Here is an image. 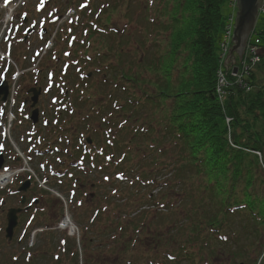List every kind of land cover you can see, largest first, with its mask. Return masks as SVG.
Here are the masks:
<instances>
[{"label": "trees", "instance_id": "16d2710c", "mask_svg": "<svg viewBox=\"0 0 264 264\" xmlns=\"http://www.w3.org/2000/svg\"><path fill=\"white\" fill-rule=\"evenodd\" d=\"M173 1L172 29L156 60L153 51L150 58L146 55L149 38L138 40L140 51L132 49L133 56L126 49L130 44L126 38L122 67L121 44L106 47L107 34L88 25L92 43L84 52L93 71L88 78L86 72L84 89L71 90L78 100L75 105L80 110L82 99L89 102L83 120L93 122L90 132L104 130L105 147L115 153L123 146L124 162L109 166L113 173L132 179L130 186L133 181L143 187L160 184L163 192L153 199L166 207L173 185L182 186L179 205L193 207L197 213L181 210L187 222L180 232L186 234L183 241L175 240V246L200 244L203 234L204 239L211 238L204 242L209 257L216 255L211 246L222 242L236 246L234 259L256 264L262 256L259 264H264V27L256 32L261 62L244 81L249 89L231 82L220 104L218 40L227 17L223 7L232 0ZM116 9L112 6L109 13ZM159 41L156 38L153 45ZM67 71L65 77H73ZM225 117L232 119L229 138L235 146L226 138ZM108 179L112 181L111 175ZM133 195L132 205L137 191ZM144 197L147 204L153 200L152 193ZM133 229L148 234L147 227ZM139 236L136 241L144 243ZM134 238L128 239L127 246H133ZM257 246L261 249L251 259L249 253Z\"/></svg>", "mask_w": 264, "mask_h": 264}, {"label": "rangeland", "instance_id": "374dc122", "mask_svg": "<svg viewBox=\"0 0 264 264\" xmlns=\"http://www.w3.org/2000/svg\"><path fill=\"white\" fill-rule=\"evenodd\" d=\"M1 1L3 0H0V4ZM79 2L86 3L87 0H50L48 4H46L45 0H43L42 3L41 0H24L23 2L17 3L18 8H16V10L14 11V13H16V17L15 19H12L14 21L11 26V33L8 34L9 37L6 38V41H13L12 35H14L16 31L15 28L17 25H20L22 17H24L25 15H27L28 22H32V19H35L36 21L39 20L38 29H47V35L45 36L44 40H40L39 38H37V41H35V43H31L29 45L21 44L17 46V44H14L11 47L12 49L8 56L12 59L11 61L14 69H18V71L21 72L22 69L26 68V71L24 72V74L19 76V79L14 84L13 93L9 101L8 107H10L12 116L14 115V119H12L13 121L10 119V113L6 114V117L3 116L0 118V147H4V150L0 149V153L4 154L5 156V165L9 167L8 170L14 169V166H17V163H15L14 155L21 153L25 160V162L24 160L22 161L21 165H23V168L25 167V169L17 176H14L5 187H0V192L2 193L4 198H0V264H23L24 261H26L24 257L27 254H31L29 264H56V255H58L59 260L62 259V263L60 264H67V252L68 254H72L73 252H75L72 257L75 260L74 264H95L94 262H96L97 259H94L93 256L98 253V255L101 257V251H98V249L93 248V246L89 245V248L92 251L89 250L86 254V243L84 244L83 238L84 241H88V238H92V245H94L97 241H101L102 235L104 236V239H107V236H109V233L112 231L113 225L111 221L107 222L109 223V229H104L105 231L108 230L105 236V232H101V230H97L94 227L97 226V222L94 223L95 221L88 217L90 216L89 214L92 211V206L96 204L95 200L100 198L97 204H100V206H102L100 202L103 196L105 194H110V192L112 194L114 191L112 187L117 186V188L125 191L123 192V197L117 196V194L114 196V198H116L118 202H121L123 206L128 207V209H135V211L147 210L146 212H148L150 216V218L148 219V224H150L151 230L149 231V234H146L145 236L142 235L144 243L138 242V244L136 245L139 249V253L130 257L128 254H126L125 260L130 259V264H151L149 260L145 259L146 255L144 254V251L153 254L152 259H150L153 262H160V260L162 259V255H165L166 253L162 252L164 248H170V250H172L173 252L175 251V249H177V252H179V248L174 247L176 245L174 243L176 239H178L177 241L184 240L186 232L184 230V232L181 233L180 228L184 227L187 222L184 221L186 220V214L181 210L186 209L187 211L193 212V215L197 213L196 211H192L194 210L193 207H182L179 205L180 201L182 200L181 195L183 193L182 191H180V188L182 187L180 184L173 185L172 190L169 191V194H171L172 197H167L169 204L166 207L162 206L161 203L153 199L154 196L160 195L163 192L160 184L157 187L155 186V184L150 187H143L138 186V184L133 182V186H129L132 179L126 178L125 180H114L113 186L111 185L107 190L109 183H107V181H103L106 174L105 172H103V170H99V167L96 165L94 168L89 165L86 170L85 177L87 181L93 183L95 186L94 188L84 190V193H82L81 195V204H78L76 202L77 197L71 198V194H69L68 190V185L62 187L57 186L56 176H50V178L47 179V184L46 182H44L43 178L47 174L50 175L51 171H72V169L70 168L66 169L67 166L64 163H60L59 160L62 159L63 156H59L58 160V158H55L56 154L53 155V153L49 150L45 151L43 157L38 154L40 158L36 156L37 154L33 155L36 151L35 148L42 146V144H44L45 147L49 146L47 142H50L51 146L55 144L59 146L60 142L58 141V135H61L60 132L63 131L62 127L64 126H62L61 128L57 127L49 130L48 127H42L38 125L40 132L36 133L35 131H33V129H31L30 123H26L25 120L22 119V117H24V114L28 110L25 106H23V108L25 109L21 110L22 108L20 106V103L22 102V99H24L27 89L30 86H33L35 80V82L41 87H44V85H48V83L45 82V77L49 78V70H51L52 68L56 71H59L60 69L64 70L67 66V69L69 68L71 70L74 79L82 75V70L78 71L76 67L78 63L73 62V60L76 59L79 61L83 59L80 53L76 55L69 53L70 57H65L64 55H62V51L65 50L70 52V50L73 49V47H69L68 42L64 38L66 37V34L67 36L69 35L70 30L72 31L74 29V32L77 31V33H80L79 31L83 30L82 22L85 17L87 18L86 14L88 12H86V10L88 6L93 7V11L97 8H101V11L103 12H101V16H104L106 13L111 12L112 6L117 7V9L114 10L115 12L110 13L111 19L105 28L108 38V46L106 47L110 48L116 43H120L121 45H123L122 49L118 48L119 51H121V55L119 56V64H122V67L125 62L124 48L126 46H124L122 41H124L126 38L130 40V44L128 45V47L126 46V49L128 48L127 51H129V54L133 56V54H131L132 49L134 51H140V49H136L138 40L143 39L144 37L149 38L150 40H148V43L150 46L146 51V55L148 58H150L153 51V59L156 60V57L158 55L157 52L165 50V46L167 44L164 43L169 37V32L172 29L170 22L173 23V20H171L172 13L170 12V10H173L175 6L173 0H90L89 5L85 8L86 10L83 14V18L79 19L77 22L75 17L80 18L81 16L77 8ZM72 7H74L75 9L74 12ZM53 9H56L57 14L61 16L65 14L60 18L57 24H53V22L47 21V19L50 18L48 13ZM232 11L234 16L236 17L237 9L230 8L228 4L224 5L223 14H225V16H227ZM157 14L159 15V17L157 16ZM0 15H3L4 18V10L1 6ZM99 15L97 16V18L99 17ZM185 16L188 20L189 11H185ZM69 17L73 18V21H70V24L68 22L70 19ZM92 17L95 16L93 15ZM42 20L45 21L44 24H40ZM93 20L96 21L95 18ZM98 21L99 20H97L96 22L99 26L101 25L102 27V25H106L104 23V20H102V22ZM262 23V18L257 19L254 29L256 31L261 30L263 26ZM109 27H116L117 30H111ZM19 28L20 26L18 27V29ZM4 29L6 28H4L2 24H0V52H4L3 50L6 46V42L5 40L3 41V38L5 34H7V32H5ZM156 38L160 41L156 42V45L154 46L153 43L155 42ZM47 40H50L52 42V46L50 47V49L48 48L49 50H47V52H44L45 54L42 57V52L45 50V47L47 48V45L45 46L44 42ZM87 45V42L83 44L84 47H86ZM154 48L155 50H157H152ZM16 53H20V60H17ZM22 54H24V56ZM37 62H39V64L34 68L33 65H35ZM4 63L5 64L2 67L3 69L0 70V77H2L1 72L5 73V75L7 73V80L11 81V67H8V64L6 62ZM84 69V71H86L88 69V66L85 65ZM12 83L13 82H11V84ZM67 83L71 85V80L68 79ZM54 89L57 90L56 85L54 86ZM55 90L52 91L51 95H56L55 93L58 94L57 102H50L49 92H46L45 94L42 93L38 102V107L40 109L46 111V113L51 112L53 115H55L53 111H57V109L59 108L57 103L59 102L58 100L61 99L59 98V93ZM3 119H5L6 125L9 127V131L6 133V136H4L2 132ZM87 122H90V120L84 121L83 123L81 122L80 124L78 123V133L82 131H88L89 124H87ZM59 129L60 131L58 132L57 130ZM67 132L68 131H63L62 135H66ZM64 144L65 143H63L62 146ZM64 157L68 158L69 155H66ZM42 164H45L46 168L42 167ZM75 173H78V171H76ZM167 176L170 175L167 174ZM27 179L30 180V187L28 189L29 195L40 197L41 192L38 190V188L46 184L45 186H48L50 190H53V192L58 193L62 197V199L60 198L61 200L58 197L62 205V216L66 213L69 219L78 228V237L79 240L81 239L79 245L77 243V245L75 244L76 246L74 245V243L68 237L66 229H58L56 227L58 223L55 226H51L53 224L51 221H54L56 219V213L51 212L50 216H48L47 214L50 213V210L48 209H50L51 206L43 209L42 205H39L36 211L32 209L31 211L29 210L26 213H22L20 219H18L19 225L14 231L13 239L10 242L6 241V238L4 237V228L6 225V209H8L9 207L20 206V194H15L13 193V191H15L17 186ZM134 187L135 190L133 189ZM151 190L153 192V200H150V202H148L147 204L145 202L144 195L147 192L150 193ZM134 191H137L138 198L132 205V202L136 197L135 195H133ZM53 192L51 191L50 195L54 197L55 194ZM90 193H94L93 195L96 197L88 196ZM186 195H190V192L187 191ZM55 197L57 198V196ZM114 198L112 199L114 200ZM109 200H111V197L108 198V201ZM42 202L44 203L45 199ZM40 210H43L42 213H38ZM32 212H35L34 219L29 225H27L25 221ZM179 213H181V215ZM37 215L41 217L39 218L37 217ZM42 215H44L45 217H42ZM104 226L105 225H101L100 227L104 228ZM35 229H39L40 231L36 232L32 238L31 234ZM82 229H84V233H82ZM138 235L139 233H137L136 236ZM136 236L134 240H136ZM209 239L201 238L200 240L203 241H201L200 244H190L187 253L192 252V255L190 256L191 259L189 257L182 256L178 261L173 260L174 264H202L203 262L207 264H236L237 261H245L243 259L233 258L232 251L236 249L235 245H224L222 242L216 244L215 246H211V248H213L212 251H214L216 255L213 257H209V254H207L209 250L204 247V242ZM62 243L63 246L65 245V252L60 251ZM106 243H108V241ZM160 243L166 244V247H160ZM139 244L141 246H138ZM122 246L123 244H121V246L119 245L113 247L112 251L109 248V261H111L114 256H117L115 255V253L120 251ZM260 249V246H257V249L255 251L249 253L251 259L256 258ZM180 253L181 252L176 253L175 255L177 256ZM12 256H17V258L15 259ZM100 257L99 261L103 259L107 262V257L102 256L101 259ZM122 264H125L124 259ZM167 264H169V262H167Z\"/></svg>", "mask_w": 264, "mask_h": 264}, {"label": "water", "instance_id": "95a60500", "mask_svg": "<svg viewBox=\"0 0 264 264\" xmlns=\"http://www.w3.org/2000/svg\"><path fill=\"white\" fill-rule=\"evenodd\" d=\"M262 0H236L237 5V13L235 18V24L234 29L232 32V48L229 51V57L234 59V56H232L234 53H236L239 57L242 56L243 50L246 45V41L248 39V36L250 35V31H252L255 21H256V15L258 12V8L260 7ZM7 84L6 82H3L0 85V94H3V100H5L7 96ZM39 94V91H34V95L32 97L33 104L37 101V96ZM32 120L35 122L37 120V111L34 110L32 112ZM2 166V159L0 157V168ZM29 182L26 181L18 190H26ZM19 211V209H9L7 213V227H6V237L11 238L13 234V229L16 225V213ZM242 264V263H241Z\"/></svg>", "mask_w": 264, "mask_h": 264}, {"label": "built area", "instance_id": "2783aa9c", "mask_svg": "<svg viewBox=\"0 0 264 264\" xmlns=\"http://www.w3.org/2000/svg\"><path fill=\"white\" fill-rule=\"evenodd\" d=\"M231 21L226 27L225 33H224V41L222 43V49H221V56H222V63L224 62L225 55L227 53L228 47H229V39L231 36ZM257 40H255L254 44H249L247 46V51H246V60L244 59L242 63V71H248L251 66L256 63L259 60V57L257 54L258 52V46H257ZM233 75H236L235 73H232ZM224 74L222 75V71L218 72V83H217V91H220V88L225 85L226 81L225 78L223 77Z\"/></svg>", "mask_w": 264, "mask_h": 264}, {"label": "bare ground", "instance_id": "6f19581e", "mask_svg": "<svg viewBox=\"0 0 264 264\" xmlns=\"http://www.w3.org/2000/svg\"><path fill=\"white\" fill-rule=\"evenodd\" d=\"M18 170H14V171H0V186L6 184L11 178L12 176L17 173ZM64 222H66V225H64L65 227H68L69 230H72V225L69 224L67 222L66 219H64Z\"/></svg>", "mask_w": 264, "mask_h": 264}, {"label": "snow or ice", "instance_id": "6c2138e0", "mask_svg": "<svg viewBox=\"0 0 264 264\" xmlns=\"http://www.w3.org/2000/svg\"><path fill=\"white\" fill-rule=\"evenodd\" d=\"M6 2H7V0H6ZM105 179H107V177H105Z\"/></svg>", "mask_w": 264, "mask_h": 264}]
</instances>
